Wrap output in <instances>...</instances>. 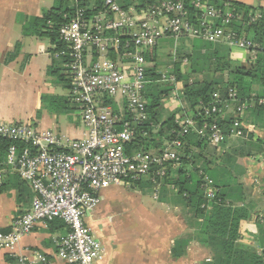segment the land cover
I'll return each mask as SVG.
<instances>
[{"label":"built area","instance_id":"1","mask_svg":"<svg viewBox=\"0 0 264 264\" xmlns=\"http://www.w3.org/2000/svg\"><path fill=\"white\" fill-rule=\"evenodd\" d=\"M67 1L72 14L65 15L67 21L51 50L63 62L70 81V102L79 110L86 134L73 139L39 131L31 123L0 122V138L13 143L5 163L0 164V186L5 171L12 169L36 192L31 208L13 222L11 231L0 232V252H10L17 264H52L39 253L31 261L26 255L18 256L16 250L36 226L55 219L64 220L69 228L68 234L55 240L57 256L67 264H98L104 248L85 217L100 206L105 189L163 178L168 166L178 165L179 149L191 132L213 146H221L230 136L243 137L246 114L264 107V96L241 102L236 90L226 99L216 92L208 105L201 104L199 115L216 116L236 104L238 119L229 135L217 123L198 126L194 117H188L163 152L128 154L137 127H143L149 117L145 53L163 39L196 38L243 51L247 61L254 62L264 48L235 25L251 27L263 18L262 12L245 14L230 5L222 10L209 0H148L145 7L140 6L142 0H104L102 7L88 6L83 0ZM161 79L175 81L171 74H162ZM111 102L120 110H114ZM252 159L264 162L262 156ZM204 182L211 202L216 192L208 178ZM255 218L264 220L262 215Z\"/></svg>","mask_w":264,"mask_h":264},{"label":"crops","instance_id":"2","mask_svg":"<svg viewBox=\"0 0 264 264\" xmlns=\"http://www.w3.org/2000/svg\"><path fill=\"white\" fill-rule=\"evenodd\" d=\"M104 1V0H103ZM242 3L251 10L264 8V0H230ZM83 2L93 7L98 4L96 0H83ZM57 0H0V122L6 123H31L39 131H51L58 135L68 136L73 139H81L86 131L78 126L73 130L72 135L62 134L61 131L51 128H44L37 119L41 111L34 116V110L44 104V97L49 96L47 90L52 84L45 80V75L49 73L53 62L58 60L54 57L51 44L45 45L44 38L26 36L25 25L30 19L41 17L45 11L51 10ZM99 5V4H98ZM187 42V47L191 52L188 55L196 54L195 48L201 49L200 55H206L207 49H203L204 44H211L214 49H224L230 52L233 61L246 64L245 52L234 50L222 43L208 42L196 38H183ZM168 39L161 40L157 47L150 52L155 54L158 61V50L166 48ZM21 44L18 57L13 61H8L11 53L14 52L17 44ZM199 47V48H198ZM196 56V55H194ZM187 57V56H186ZM184 57L180 61L182 69L190 65L189 57ZM39 62L34 66V62ZM186 60L185 62H183ZM149 83L151 85L170 82L175 84V89L168 97L162 99V111L168 115L177 114L176 123L180 124L182 114L188 118L191 109L184 99V86L178 82L174 75L175 62L167 65V70L154 60L149 62ZM156 78L153 79L152 75ZM162 74H171L175 81H163ZM38 76L39 82L35 80ZM153 79V81H152ZM181 84V86H180ZM69 90V89H68ZM22 100L31 101L33 104L27 122L16 120V114L12 112V107ZM35 102V104H34ZM120 110L116 102L113 107ZM77 109V108H76ZM230 109V108H229ZM223 113V117L233 114V108ZM159 110V109H158ZM148 112V110H147ZM235 113V112H234ZM80 115V114H79ZM81 117V116H80ZM165 119V118H164ZM82 121V119H81ZM184 121V120H183ZM182 121V122H183ZM82 124V122H81ZM243 126L246 130L254 133V138L250 135L243 137L230 136L221 146H213L208 143L207 149L203 152L209 162H220L226 170L222 177V182L241 187L245 195V200L253 206L252 217L246 222L242 242L250 249L262 252L260 244V222L256 216H264V162L254 161V156L264 157V148H259L258 140L264 141V114L256 115L249 113L243 119ZM254 146V147H252ZM251 152L249 153V151ZM215 152V153H211ZM205 161H201L203 166ZM179 165H172V175H176ZM3 181L6 183L5 191L0 194V229L12 228L13 222L25 214L32 206L36 197V192L28 184L20 180L15 170L6 173ZM131 192L145 194L147 190L135 189L128 184L116 185ZM116 187V188H117ZM160 187L153 189L155 194L153 200L158 199ZM117 189L109 187L101 193L102 202L100 206L86 214L85 223L90 228L94 237L99 240L104 248L103 260L98 264H210L213 261V253L210 249L202 246L194 237L195 229L192 225L190 215L184 206H176L173 203H160L148 206L141 199L124 198L118 195ZM124 201L133 202L139 205L138 209L133 207H123ZM242 206V200L236 201ZM124 212V213H123ZM68 233V226L62 219H55L47 224H39L35 229L22 238L16 250L18 256L26 255L31 261H36L35 255L41 254L49 258L52 264H67L57 256V246L55 240ZM189 240L187 243L183 240ZM180 243L183 254L176 257L173 250L176 243ZM0 264H17V260L11 257L8 251L0 252Z\"/></svg>","mask_w":264,"mask_h":264},{"label":"trees","instance_id":"3","mask_svg":"<svg viewBox=\"0 0 264 264\" xmlns=\"http://www.w3.org/2000/svg\"><path fill=\"white\" fill-rule=\"evenodd\" d=\"M189 1L186 0V2ZM209 1L222 10L226 8V5H230L232 9L238 12L248 14L251 11L250 7L236 1ZM96 2L101 7L103 6V0H96ZM149 3L148 0H142L140 6L145 7ZM70 7L71 3L69 1L57 0L56 5L51 10L45 11L41 17L29 20L24 27L25 35L38 38L47 37L51 44L58 43L61 26L67 21L65 15L70 16L72 14ZM259 9L262 12L263 18L257 24L244 28L241 24L236 23L235 29L244 33L250 40L264 48V8ZM20 49L21 44L18 43L14 52L8 58L9 62L18 57ZM194 49L196 50V54H194L196 55L195 60L199 61L197 57H200L199 51L201 49L197 50L195 46ZM203 49H207L208 53L201 56V58L205 59V64L199 71H197L196 67L199 66L198 63L189 65L187 67L189 68L188 71H185V69H182L180 62L177 61L175 62L174 75L178 82L184 83L183 97L192 111L189 117H194L198 122V126H202L206 122L209 124L217 123L229 135L230 129L238 119L236 113L237 105L230 104V109L233 108L235 112L231 115L223 117L222 114L227 111L223 110L222 114L207 118L204 115H199L200 106L201 104L208 105L212 101L213 94L216 92L220 93L223 99H226L230 91L236 90L241 102L250 100L253 96L263 97L264 50L259 53L254 62L249 61L244 64L231 60L230 52L224 49L215 50L211 44L203 43ZM194 55L190 56V59L193 60L192 57ZM145 58L149 62H154V60L157 62L156 55L150 51L145 53ZM61 72H65L63 62L60 60L58 62L54 61L52 67L49 69V74L52 76L58 75L56 84H63L69 89L70 81L66 74L60 75ZM205 72L209 79L191 80L190 76L192 74ZM147 73L151 77L149 69ZM152 78H156L155 74L152 75ZM174 89L175 84L170 82L146 85L144 94L149 117L143 127H137L134 141L127 146L128 154L132 155L139 151L160 153L172 142L175 135L173 132H178L182 121L186 119V115L182 114V120L178 124L176 123V118L177 114L181 113V111L171 114L164 119L161 118V113L158 112V109L161 108L162 99L168 97ZM49 99L50 96H45L44 103L47 100L49 101ZM111 103L112 105L114 104L113 102ZM114 110L117 111V107L114 106ZM249 113L263 115L264 107H256L247 114ZM244 131L245 134L250 135L249 139L254 138L253 132L246 130L245 127ZM258 144L259 148H264V141L261 139L258 140ZM12 145L13 143L10 140L0 138V164L5 163L8 151ZM207 146V139H202L197 133L191 132L184 140L182 148L179 149L180 161L176 175H172V166H168L163 178H156L155 182L151 177L145 178L135 183L133 187L144 191H153V189L158 188L157 184H159L160 203L166 204L170 202L176 206L183 205L190 215L195 229L194 237L196 241H199L202 246L210 249L213 253V261L210 264H264V220L256 218L261 225L259 241L262 246V252L258 253L242 242L244 235L247 233L245 224L252 217L254 207L245 200L244 192L238 186V183L231 185L227 181L222 182V177L227 172L220 162L211 163L206 159L204 155L206 152L203 151L207 149ZM201 161H205L203 166L201 165ZM10 170L7 169L4 176ZM205 178H208L212 182L210 186L216 192V196L211 202L204 188ZM5 188L6 183L3 181L2 186H0V194L5 191ZM238 200H242L245 203L240 206L236 202ZM9 231H11L9 228L0 229V232L3 233ZM183 241L187 243L189 240ZM180 246L179 242L176 243L173 250L176 257H180L183 254Z\"/></svg>","mask_w":264,"mask_h":264},{"label":"rangeland","instance_id":"4","mask_svg":"<svg viewBox=\"0 0 264 264\" xmlns=\"http://www.w3.org/2000/svg\"><path fill=\"white\" fill-rule=\"evenodd\" d=\"M44 43L45 45L49 46V43L51 44L49 38L44 37ZM187 42L184 41L183 38L176 41L175 39H169V42L167 43L166 48L163 50H158V61L160 67H162V70H167L168 66L176 62V60H181L184 57H189L192 55H188L191 52L189 51V48L187 47ZM55 56V54H53ZM197 57V59L200 61H196V56H193V60L189 59L190 65L199 64L197 67V71L202 68V66L205 64L204 58ZM56 57V56H55ZM186 57V58H187ZM59 61V59H57ZM202 60V61H201ZM39 62V59H37L34 62V66L37 65ZM168 65V66H167ZM189 68H186L185 71H188ZM61 74H65L64 72H61ZM36 77V82H39L40 77ZM192 81L201 80V79H209L206 72L205 73H199V74H192L191 76ZM45 80L50 82L52 84L51 89L47 90L46 92L49 93L50 99L49 101H45V103L42 106H38L34 111V116H37V112L40 110L41 113L38 116L39 119L38 122L41 126L44 128H51L53 130L61 131L62 134H68L72 135L73 130H75L78 126L80 128H83V123L81 124V117L79 115V110L76 109V107L70 102V92L68 88H66L63 84H56L58 80V75L52 76L51 74L47 73L45 75ZM182 84V86H181ZM180 86L183 87L184 83L181 82ZM57 102V103H56ZM35 104V102H34ZM33 104H31V101L23 102L20 100L16 106L12 107V112L16 115V120H20L21 122L25 123L28 120L29 113L31 111ZM158 111H162V107L159 108ZM169 116V115H168ZM165 112L162 113L161 118H167L168 117ZM211 145V144H210ZM215 153V152H211ZM200 165V163H198ZM112 189H117L119 191L118 199L121 197L124 198H133V199H141L142 202H145V204L148 206L158 205L157 200L160 201L161 194L160 191L158 192V199L156 201L153 200L152 196L155 194V192L148 191L145 194H139L131 192L133 189H127L123 187H117L116 185L111 186ZM117 187V188H116ZM131 190V191H129ZM152 195V196H151ZM123 207H133L135 209H138L139 205L133 202L124 201ZM124 213V212H123Z\"/></svg>","mask_w":264,"mask_h":264}]
</instances>
